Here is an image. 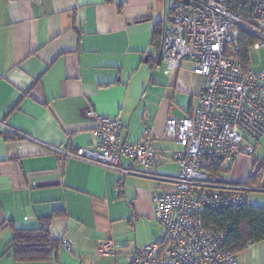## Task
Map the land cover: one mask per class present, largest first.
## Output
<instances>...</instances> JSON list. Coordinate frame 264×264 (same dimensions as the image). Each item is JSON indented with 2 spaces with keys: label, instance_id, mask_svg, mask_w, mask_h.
Listing matches in <instances>:
<instances>
[{
  "label": "crops",
  "instance_id": "crops-1",
  "mask_svg": "<svg viewBox=\"0 0 264 264\" xmlns=\"http://www.w3.org/2000/svg\"><path fill=\"white\" fill-rule=\"evenodd\" d=\"M161 20H168L164 0H0V264H47L16 262L4 251L14 228H38L48 216L49 233L60 241L51 264H127L133 249L160 236L152 196L173 191L166 178L178 173L165 122L196 108L204 81L183 61L172 75L162 71L170 77L161 96L146 98L160 62L152 31ZM99 117L120 119L119 136L130 143L150 136L166 161L124 162L163 179L64 157L93 147ZM249 157L232 160L231 177L220 178L245 182L253 162L241 163ZM105 240L115 253L100 257L96 246ZM237 258L264 264V241Z\"/></svg>",
  "mask_w": 264,
  "mask_h": 264
},
{
  "label": "built area",
  "instance_id": "built-area-1",
  "mask_svg": "<svg viewBox=\"0 0 264 264\" xmlns=\"http://www.w3.org/2000/svg\"><path fill=\"white\" fill-rule=\"evenodd\" d=\"M167 15L159 47L163 73L172 75L188 61L191 72L204 81L196 108L166 119L163 136L172 144L169 160L178 168L175 177L166 179L174 190L152 196L161 235L135 248L127 264H241L237 254L222 248L220 233L204 228L202 213L244 203L248 192L264 193V171L257 186L211 177L219 162L253 156L264 136V70L253 71L251 59L252 51L264 49V0H167ZM121 127L118 118L99 117L93 147L67 150L63 156L163 179L126 165L124 159H131L154 167L166 155L154 149L148 135L136 143L122 139ZM260 162L264 165V159ZM62 245L70 251L66 240ZM96 252L100 257L114 254L113 242H98Z\"/></svg>",
  "mask_w": 264,
  "mask_h": 264
},
{
  "label": "trees",
  "instance_id": "trees-1",
  "mask_svg": "<svg viewBox=\"0 0 264 264\" xmlns=\"http://www.w3.org/2000/svg\"><path fill=\"white\" fill-rule=\"evenodd\" d=\"M164 5L167 19V0H164ZM163 25V20H161L155 22L153 26L152 42L157 50L160 47ZM228 161L231 162V160ZM224 162L226 161L219 162L216 165L218 167L211 169V177H221L220 172L229 171L230 167H225ZM263 171V163L254 159L252 172L245 182L239 184L259 185ZM236 192L239 191H231V193ZM50 219L49 216L43 218V222L38 228H14L11 238L6 244L4 255H11L16 262L21 263L44 262L51 264L60 249V241L52 238L49 233ZM202 223L204 228L213 235L220 233L222 248H227L235 254L243 251L249 243L264 241V207L250 205L246 199L239 205H228L219 210L204 211Z\"/></svg>",
  "mask_w": 264,
  "mask_h": 264
},
{
  "label": "rangeland",
  "instance_id": "rangeland-1",
  "mask_svg": "<svg viewBox=\"0 0 264 264\" xmlns=\"http://www.w3.org/2000/svg\"><path fill=\"white\" fill-rule=\"evenodd\" d=\"M251 59H252V65H253L252 69H253V71L260 72V71L264 70V49L263 48L259 49V50L252 51ZM162 71H163V69H162L161 65H156L155 66L153 80L150 83V86H151V88L152 87H158V88L157 89H151L150 88L149 91L150 90L151 91L147 93L146 98L150 97L151 99H153V98L154 99H158L161 96L162 91L164 90L162 86L167 84V78L170 77V76H165L162 73ZM154 83L159 85V86L153 85ZM145 89H147V88H145ZM145 89H144V91L146 92ZM191 96L193 97L192 105H193V107H195L196 106L197 97H195L193 95H191ZM185 101H186V103H189L190 102V96H188ZM174 115L175 116H181V114H174ZM263 142H264V137L260 141V144L257 146L254 156L253 157H249L250 158L249 160H247L246 162H242L241 164L248 165L250 163V160H251V162H253L254 159H257L260 162L262 159H264V143ZM224 165H225V167L232 166V163L230 161H226V162H224ZM237 167L238 166H233L232 175L233 174L236 175ZM230 169H231V167H230ZM230 171L231 170L227 171L223 175L225 177H231ZM247 176L245 177V179L247 178ZM247 194H248L247 195V202L249 204L258 205L260 207H264V193L263 192H261V191H253V192H248ZM157 224L159 225V223H157ZM141 227H142V229L144 231H147L149 229V227L146 224L141 225ZM158 227L161 229V231H160V233H161L162 232V228H161L160 225ZM122 264H125V263H122Z\"/></svg>",
  "mask_w": 264,
  "mask_h": 264
},
{
  "label": "clouds",
  "instance_id": "clouds-1",
  "mask_svg": "<svg viewBox=\"0 0 264 264\" xmlns=\"http://www.w3.org/2000/svg\"><path fill=\"white\" fill-rule=\"evenodd\" d=\"M160 64H162V63H161V60H160V62H159V65H160ZM140 176H142V175H140ZM146 177H148V176H146ZM174 177H175V176H174ZM151 178H154V177H151ZM157 179H158V178H157ZM160 235H161V234H160ZM159 237H160V236H159ZM159 237H158V238H159ZM158 238H157V239H158ZM133 250H134V249H133Z\"/></svg>",
  "mask_w": 264,
  "mask_h": 264
}]
</instances>
